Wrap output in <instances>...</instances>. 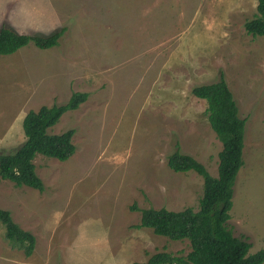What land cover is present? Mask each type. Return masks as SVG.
I'll return each mask as SVG.
<instances>
[{"label": "rangeland", "instance_id": "374dc122", "mask_svg": "<svg viewBox=\"0 0 264 264\" xmlns=\"http://www.w3.org/2000/svg\"><path fill=\"white\" fill-rule=\"evenodd\" d=\"M256 4L0 0V26L27 34L65 27L55 46L30 42L0 54V152L24 141L29 110L88 93L49 128H73L74 153L64 161L34 158L43 191L0 179V208L35 236L27 256L0 223V264H132L157 251L186 255L187 239L135 227L140 211L131 206L198 209L202 177L173 171L167 155L177 144L217 175L222 144L206 101L191 88L221 73L246 119L228 226L248 237V254L264 246V35L244 28Z\"/></svg>", "mask_w": 264, "mask_h": 264}, {"label": "trees", "instance_id": "16d2710c", "mask_svg": "<svg viewBox=\"0 0 264 264\" xmlns=\"http://www.w3.org/2000/svg\"><path fill=\"white\" fill-rule=\"evenodd\" d=\"M244 28L252 36L264 35V0H257L256 12L244 22ZM64 31L65 27H61L49 34H27L2 24L0 54H10L30 42L39 48L55 46ZM191 92L206 101L207 119L222 144L217 175H211L200 161L182 153L176 144L175 150L167 155V165L175 172L194 170L202 177L198 209L137 208L135 205L131 209L140 211L135 227H149L154 233L173 240L187 239L190 249L186 255L157 251L145 261L132 264H262L264 246L248 254L251 246L248 237L235 236L228 226L234 184L243 165L246 119L239 115L237 102L222 73L217 81L195 85ZM87 96V92L74 91L64 103L29 110L21 122L24 141L10 152H0V179L9 180L15 186L25 185L43 191L44 183L36 172L34 158L43 155L64 161L74 153L76 146L72 136L75 130L69 128L51 133L49 128L63 113L78 108ZM0 223L5 238L29 256L35 247V236L20 227L8 209L0 208Z\"/></svg>", "mask_w": 264, "mask_h": 264}]
</instances>
